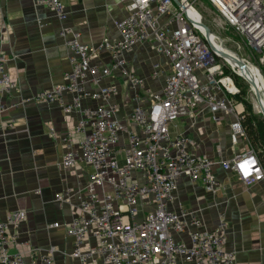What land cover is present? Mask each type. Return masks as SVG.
I'll list each match as a JSON object with an SVG mask.
<instances>
[{
    "label": "built area",
    "instance_id": "1",
    "mask_svg": "<svg viewBox=\"0 0 264 264\" xmlns=\"http://www.w3.org/2000/svg\"><path fill=\"white\" fill-rule=\"evenodd\" d=\"M208 1L225 25L243 37L264 78V0ZM33 2L49 9L58 20L69 17L63 0ZM120 2L126 12L115 22L120 39L108 37L90 47L81 42L79 32L63 28L61 36L71 52L72 70L61 84L12 105L3 97L18 92L19 85L5 68L7 60L0 45V133L15 127L16 121L5 118V113L30 103H59L64 113L78 116L74 134L63 137L66 151L61 165L71 169L83 163L93 168L78 195L76 214L65 228L74 242L73 257L81 264H237V256L227 247L229 224L223 214L216 228L207 231L202 218L177 211L174 205L184 178L201 182L206 193L216 194L220 186L214 173L217 166L231 171L247 187L264 181L262 163L243 125L246 111L244 103L238 101L241 88L226 72L225 56L203 32L204 18L194 1ZM216 42L223 46L218 36ZM145 44L169 66L164 87L158 92L149 89L128 61V56ZM104 52L111 59L109 65L93 62ZM237 60L254 66L238 54ZM160 69L157 64L150 78L156 80ZM116 77L124 86L107 83ZM249 86L253 111L264 119V86L255 81ZM123 87L129 99L118 102L115 98L121 97ZM124 109H128V118L120 115ZM205 111L211 112L217 125L225 115L230 116L231 144H247L232 161L200 154L188 134H172L170 127L176 121H195ZM79 135L76 142L74 136ZM55 197L59 203L73 204L71 189ZM26 219V211L19 208L5 218L0 214V264H55L54 247L34 253L28 260L19 252L11 253L16 236L10 229L17 230ZM185 233L189 243L176 240ZM91 239L93 245L88 244Z\"/></svg>",
    "mask_w": 264,
    "mask_h": 264
},
{
    "label": "crops",
    "instance_id": "2",
    "mask_svg": "<svg viewBox=\"0 0 264 264\" xmlns=\"http://www.w3.org/2000/svg\"><path fill=\"white\" fill-rule=\"evenodd\" d=\"M63 3L69 12L66 21L58 20L47 8L36 6L33 0H0V45L7 60L5 68L19 85L18 92L3 97L7 104L22 102L23 98L61 84L65 74L72 70L71 52L66 47V38L61 36L63 28L79 32L81 42L90 47L98 46L108 37L120 39L115 22L126 15L120 0H63ZM110 61L109 54L104 52L93 62L109 65ZM128 61L152 92L164 87L169 66L149 44L131 53ZM157 64L161 65L162 75L154 80L150 76ZM110 82L125 84L119 77L110 78L107 83ZM123 89L121 97L115 98L118 102L129 99ZM127 112L128 109L122 110L121 117L128 118ZM4 116L16 122L12 130L0 133V214L5 218L18 208L27 214L17 230L10 229L16 236L11 253L19 252L28 260L34 253L54 247L55 264H81L73 257L74 242L65 228L76 214L78 195L93 168L83 163L71 169L61 165L66 151L63 137L74 134L78 116L64 113L59 103L48 102L30 103ZM231 121L225 115L217 125L211 112L205 111L195 121L181 119L184 130L180 133L193 138L198 153L223 162L232 161L244 152L247 144L243 141L239 147L231 144ZM80 138L81 135L74 136L76 142ZM214 173L220 182L216 194L206 193L201 182L191 183L184 178L176 191L174 209L195 213L202 218L207 231L216 228L219 215L223 214L229 224L227 247L237 256V264H264V181L247 187L221 166L215 167ZM68 189L72 191L73 204L57 202L55 195ZM54 223L60 226L50 227ZM176 240L190 242L188 233L178 235ZM93 242L91 239L88 244Z\"/></svg>",
    "mask_w": 264,
    "mask_h": 264
},
{
    "label": "rangeland",
    "instance_id": "3",
    "mask_svg": "<svg viewBox=\"0 0 264 264\" xmlns=\"http://www.w3.org/2000/svg\"><path fill=\"white\" fill-rule=\"evenodd\" d=\"M191 1H194L195 8L199 11L201 16H203L204 25L209 29L210 32H213L216 36L222 39L224 47L237 53L242 59L249 60V62L252 63L253 65L254 64L260 65L258 61L256 60L254 53H252L250 48L246 46L243 37L240 34H238V32L232 30L231 28L225 25L222 18L218 16L216 11L211 7L208 0H191ZM223 63L226 69L230 70L233 75L237 76L235 72L233 71V69L227 63L225 62ZM262 70L264 71V67H262ZM239 78L243 80L244 84L247 87L248 101L251 102V104H253V95L251 94L250 86L248 82L242 77H239ZM175 125H178L177 129ZM170 129L172 130L173 135L178 134L183 129V123L181 122V120L176 121L174 125H171Z\"/></svg>",
    "mask_w": 264,
    "mask_h": 264
},
{
    "label": "trees",
    "instance_id": "4",
    "mask_svg": "<svg viewBox=\"0 0 264 264\" xmlns=\"http://www.w3.org/2000/svg\"><path fill=\"white\" fill-rule=\"evenodd\" d=\"M226 72L232 75L237 85L241 87V95L238 97V101H242L245 106L246 113L243 125L246 127L247 137L257 151L264 169V119L253 111L252 104L247 99V87L243 80L233 75L228 69Z\"/></svg>",
    "mask_w": 264,
    "mask_h": 264
},
{
    "label": "bare ground",
    "instance_id": "5",
    "mask_svg": "<svg viewBox=\"0 0 264 264\" xmlns=\"http://www.w3.org/2000/svg\"><path fill=\"white\" fill-rule=\"evenodd\" d=\"M203 32H206L207 36L212 41V44L218 51L225 56L227 63L232 67L237 75H240L243 79H245L249 84L251 82H256L260 87L264 86V78L262 77L261 72L256 66H249L244 68L242 63L237 60V54H235L232 50L223 47L222 45L216 42V36L213 32L206 30V27L202 29ZM264 105V100H263Z\"/></svg>",
    "mask_w": 264,
    "mask_h": 264
},
{
    "label": "water",
    "instance_id": "6",
    "mask_svg": "<svg viewBox=\"0 0 264 264\" xmlns=\"http://www.w3.org/2000/svg\"><path fill=\"white\" fill-rule=\"evenodd\" d=\"M240 63H242L240 60H238ZM242 65H243V67L244 68H246L247 67V65L246 64H244V63H242ZM259 96V95H258ZM260 97V96H259Z\"/></svg>",
    "mask_w": 264,
    "mask_h": 264
}]
</instances>
